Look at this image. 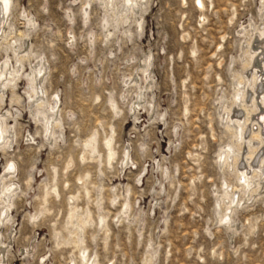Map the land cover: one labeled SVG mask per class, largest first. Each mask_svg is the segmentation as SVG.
Returning a JSON list of instances; mask_svg holds the SVG:
<instances>
[{"label": "rangeland", "instance_id": "374dc122", "mask_svg": "<svg viewBox=\"0 0 264 264\" xmlns=\"http://www.w3.org/2000/svg\"><path fill=\"white\" fill-rule=\"evenodd\" d=\"M11 2L0 72L8 61L31 76L46 62L37 81L60 99L62 123L49 139L28 79H0V117L13 132L0 150V196L18 185L0 220V264H264V181L238 192L231 211L225 198L216 207L225 180L238 185L219 162L240 142L222 114L236 79L255 72L245 51L260 47L264 0ZM14 50L28 59L17 63Z\"/></svg>", "mask_w": 264, "mask_h": 264}, {"label": "bare ground", "instance_id": "6f19581e", "mask_svg": "<svg viewBox=\"0 0 264 264\" xmlns=\"http://www.w3.org/2000/svg\"><path fill=\"white\" fill-rule=\"evenodd\" d=\"M126 1H127V5L130 6L128 8L131 9L132 7V9H134L136 7V9H138V2L141 0H126ZM114 2L115 0H105L104 2V4L106 5L105 8L106 7L108 8L109 6L111 7V5L115 4ZM200 5H203L202 1H200ZM128 8H126L125 6V9ZM119 9L118 12L116 11L114 13L115 14L119 13L120 12ZM11 11H12L11 0H0V45H1V41L3 40V36L7 34L5 30H2V28L4 27L3 24L8 23L9 17L11 15ZM129 13L131 14V12ZM140 27H142L141 24ZM257 33H258V40H260L259 41L260 47L253 48L254 46L252 47L250 45V48L245 51V55H248L249 57L247 58L246 63L248 64L249 68H252L255 72L252 73L251 75H247L246 78L244 77H241L240 79L235 78L237 82H236V89L233 98V106L230 109L224 108L222 114V120L224 122H227L229 126H231L235 139L240 142H238L239 144L232 143L226 146L219 154V162L223 169L228 168L229 171H231L233 174L236 175L238 185L232 186L228 184L227 181L225 180L224 182L225 191L222 196H218L220 199L216 202L217 209H220L221 201L223 198H225L229 201V204L231 205L229 208V211H231V207L236 202L240 203V201L244 200V198H241V200L239 201V197L237 195L238 192L241 191L246 194V192L249 191L251 192L252 195L256 194L258 191H260L261 183L264 181V155H262V157L260 156L257 157L261 152L264 151V75L262 74L264 72V60L258 61L257 62L258 65L256 66L253 65V63H251L256 58H260V57L264 58V27L262 30L258 31ZM252 50H254L253 53ZM20 51L14 50V53L18 56L17 63L22 64V62H24L26 58L28 59V57L25 56L26 54L24 56H21ZM45 63L43 62L42 64L39 63L38 61L37 63L38 65L36 67L37 70L33 72L31 76H28L26 73L23 74V71L20 68L15 69V66H12L13 71L8 72L10 64L7 61L5 63V70L0 72V79L1 80L3 79L5 83H15L18 81L17 79H19L20 76L21 78L24 77L28 79L29 89L27 90V94L31 100L36 98L35 99L36 102L34 101V103L36 104L37 109L34 110V114H37V117L44 122V126L47 130V137L49 139H52L54 137L52 132L53 128L56 126L57 127L60 126V123H62L60 117H58L59 114L57 108L58 107L57 103L60 101V99L55 104L49 101L48 99H46L45 97L46 92L41 87L42 81L39 82L37 81L38 78L41 79L43 77L44 79L45 77L44 74L46 73V71L49 72L48 71L49 69L46 68L47 65ZM47 104L48 106L46 107ZM45 108L51 110L50 115L46 114L47 110L45 111L43 110ZM237 109L240 110L242 109L244 115L243 116L237 115L236 114ZM12 133L13 132L11 131V129L6 127V117L5 116L0 117V150L1 151L2 150L5 151L11 144H13L11 142L12 140L10 136ZM96 142H97L96 139H92L91 141H89V144L91 145L93 152H96V147H95ZM108 143L110 144L109 146L111 151L110 158H113L116 153L111 149L112 141H109ZM124 158L126 160L130 159L129 151L125 152ZM14 165L15 164L12 163L10 167ZM17 186L18 185H16L14 182H11L10 184L5 185L4 188H2L1 190L3 196H0V202H1L0 220L2 219L1 217L4 216V219H2L3 222L2 224H6L5 221H8L9 215H11L9 214V212H11L10 211L11 207H13L11 206V199L13 197V194H11V192L14 189H16ZM231 187H232V192L230 193L229 189ZM54 191L55 193L58 194L57 188H55ZM123 209H124L123 213H127V210L129 209L128 202L124 204ZM225 217H227V215ZM105 221L106 218L101 217V224H104ZM227 222L232 224L234 223L231 216L228 217ZM3 240H4L3 234H0V241L2 242V246H3V248L0 250V263H3L5 257L4 251H2L3 249H6ZM82 258L87 261L88 253L86 250L82 252Z\"/></svg>", "mask_w": 264, "mask_h": 264}]
</instances>
